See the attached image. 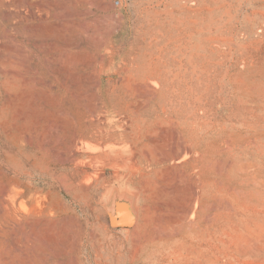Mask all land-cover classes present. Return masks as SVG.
Wrapping results in <instances>:
<instances>
[{"label":"rangeland","instance_id":"obj_1","mask_svg":"<svg viewBox=\"0 0 264 264\" xmlns=\"http://www.w3.org/2000/svg\"><path fill=\"white\" fill-rule=\"evenodd\" d=\"M119 1L0 0V264H264V0Z\"/></svg>","mask_w":264,"mask_h":264},{"label":"water","instance_id":"obj_2","mask_svg":"<svg viewBox=\"0 0 264 264\" xmlns=\"http://www.w3.org/2000/svg\"><path fill=\"white\" fill-rule=\"evenodd\" d=\"M120 214L118 215L119 219H118V224L121 225H126V224H130V219L127 218V214H126V210L125 209H121Z\"/></svg>","mask_w":264,"mask_h":264},{"label":"bare ground","instance_id":"obj_3","mask_svg":"<svg viewBox=\"0 0 264 264\" xmlns=\"http://www.w3.org/2000/svg\"><path fill=\"white\" fill-rule=\"evenodd\" d=\"M121 117H122V116H121ZM173 134H174V133H173ZM175 136H176V135H175ZM173 137H174V136H173ZM183 142H184V141H183ZM182 149H183V148H182ZM187 149H188V148H187ZM184 150H185V147H184ZM184 150H183V151H184ZM181 151H182V150H181ZM181 151H179V152L181 153ZM143 152H144V151H143ZM179 152H178V153H179ZM186 152H187V151H186ZM180 153H179V154H180ZM184 153H185V152H184ZM179 154L176 153L175 155H179ZM182 155H183V154H182ZM133 159H134V158H133ZM173 159H174V158H173ZM178 160H179V159H178ZM45 173H46V172H45ZM48 173H49V172H48ZM177 173H178V172H177ZM182 173H183V172H182ZM64 176H65V175H64ZM192 179H193V178H192ZM63 180H64V179H63ZM59 186H61V185L59 184ZM191 189H192V188H191ZM196 194H197V193H196ZM192 195H193V194H192ZM196 196H198V194H197ZM196 199H197V198H196ZM42 205H43V204H42ZM43 206H44V205H43ZM211 209H212V208H211ZM189 212H190V211H189ZM193 212H194V210H193ZM178 213H179V212H178ZM134 215H135V214H134ZM193 219H194V218H193ZM156 238H157V237H156ZM133 240H134V238H133ZM134 241H135V240H134ZM14 246H15V245H14ZM14 246H13V248L15 249Z\"/></svg>","mask_w":264,"mask_h":264},{"label":"built area","instance_id":"obj_4","mask_svg":"<svg viewBox=\"0 0 264 264\" xmlns=\"http://www.w3.org/2000/svg\"><path fill=\"white\" fill-rule=\"evenodd\" d=\"M114 4L118 5V4H120V1L119 0H114Z\"/></svg>","mask_w":264,"mask_h":264}]
</instances>
